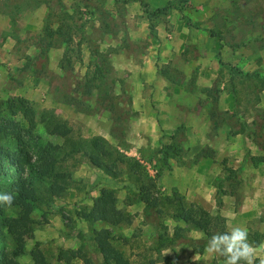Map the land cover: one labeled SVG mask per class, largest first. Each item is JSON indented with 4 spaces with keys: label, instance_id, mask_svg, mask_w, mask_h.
I'll return each mask as SVG.
<instances>
[{
    "label": "rangeland",
    "instance_id": "obj_1",
    "mask_svg": "<svg viewBox=\"0 0 264 264\" xmlns=\"http://www.w3.org/2000/svg\"><path fill=\"white\" fill-rule=\"evenodd\" d=\"M144 1L154 8L169 0ZM171 1L167 14L149 19L135 1L0 0V102L20 97L36 120L49 111L70 128L63 139L37 122L27 140L30 150L57 144V164L69 178L62 197L32 210L18 263L33 264L37 248L45 264H66L59 252L81 248L100 264L92 230L107 227L110 244L131 264H224L205 252L202 231L172 217L171 206H144L134 170L153 182L159 201L176 192L185 208L219 214L225 232L246 226L264 258V0ZM95 61L102 76L90 84ZM14 118L25 126L19 113ZM93 138L109 151L115 178L83 155ZM166 146L175 153L165 159ZM200 149L212 156L194 160ZM224 167L236 176L225 178ZM218 182L232 190L219 207ZM101 189L113 191L127 220L109 226L77 216ZM71 264L83 263L75 257Z\"/></svg>",
    "mask_w": 264,
    "mask_h": 264
},
{
    "label": "trees",
    "instance_id": "obj_2",
    "mask_svg": "<svg viewBox=\"0 0 264 264\" xmlns=\"http://www.w3.org/2000/svg\"><path fill=\"white\" fill-rule=\"evenodd\" d=\"M127 1L137 2L149 19L167 14L174 6L171 0L154 8H150L144 0H123L124 3ZM45 32L46 36H52L49 28L45 27ZM98 58L101 63L103 62L102 66L106 65L104 54L99 53ZM94 66L92 76L86 80L90 84L97 77L102 76V68L97 61L94 62ZM231 69L240 73L234 67ZM160 73L167 77L166 70H161ZM107 94H104V99L107 98ZM109 110L112 111L111 104ZM16 113L21 115L25 126H21L20 122L14 118ZM37 122L41 123L49 134L63 139H66L70 133V128L63 121L57 120L49 111L43 112L36 120L31 106L20 97L8 98L0 102V193H13L15 197L13 206L9 209L10 213H7L8 209L6 210L5 206L0 204V264H20L15 258L24 252L23 237L31 231L34 224L30 216L32 210L39 205H48L53 200L62 197L67 189L69 174L66 170L60 169L55 156L58 145L51 142H37L33 144L32 150L28 147L27 140L36 137L33 130ZM90 144L92 151H84L83 155L92 166L115 178L119 171L115 169L112 161H108L109 151L99 138L91 139ZM161 153L166 159L175 153V149L166 146ZM211 156V151L200 149L195 154L194 160L199 157ZM138 166L137 163L132 164L133 169H137ZM224 170L227 172L225 178L236 176V169L224 167ZM134 172L137 174L138 198L145 207L155 208L159 203L171 206L173 218L183 221L191 228L202 231L204 238L209 239L214 233L225 232L219 214L212 217L202 208H193L192 206L185 208L181 197L176 192H173L170 197H164L161 202L162 200L159 201L157 197L150 194L154 187L153 182L150 179H143L139 172L135 170ZM227 192L231 194L232 190L225 191L218 182L215 191L218 207L222 203L221 195ZM156 210L160 212V209ZM77 216L88 223L102 221L109 226H115L127 220L124 213L115 206L113 191L109 189H101L90 207L87 210L78 211ZM214 220L216 223L213 224ZM178 230L180 228H174V236H180ZM92 232L93 244L101 257L100 264H131L119 250L110 244L112 235L107 227L93 229ZM159 237L161 238V236ZM8 238L11 241L10 247L6 244ZM256 243L255 240L254 244ZM75 257L79 258L83 264H92L91 259L81 248L62 250L58 254V258L66 264H71V260ZM31 258L33 264H45L44 258L37 248L31 250Z\"/></svg>",
    "mask_w": 264,
    "mask_h": 264
},
{
    "label": "clouds",
    "instance_id": "obj_3",
    "mask_svg": "<svg viewBox=\"0 0 264 264\" xmlns=\"http://www.w3.org/2000/svg\"><path fill=\"white\" fill-rule=\"evenodd\" d=\"M13 193H0V204L10 209L14 203ZM246 226L236 225L223 233H214L206 242L205 252L224 258V264H264V258L257 256V248L249 242Z\"/></svg>",
    "mask_w": 264,
    "mask_h": 264
},
{
    "label": "crops",
    "instance_id": "obj_4",
    "mask_svg": "<svg viewBox=\"0 0 264 264\" xmlns=\"http://www.w3.org/2000/svg\"><path fill=\"white\" fill-rule=\"evenodd\" d=\"M197 236H198V237H200V235H199V234H197Z\"/></svg>",
    "mask_w": 264,
    "mask_h": 264
}]
</instances>
